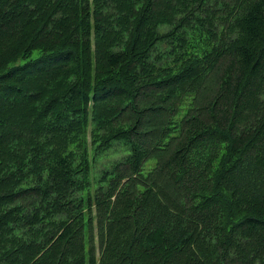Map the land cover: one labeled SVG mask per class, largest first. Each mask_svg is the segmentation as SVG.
I'll return each mask as SVG.
<instances>
[{
	"label": "trees",
	"instance_id": "obj_1",
	"mask_svg": "<svg viewBox=\"0 0 264 264\" xmlns=\"http://www.w3.org/2000/svg\"><path fill=\"white\" fill-rule=\"evenodd\" d=\"M0 264H264V0H0Z\"/></svg>",
	"mask_w": 264,
	"mask_h": 264
},
{
	"label": "rangeland",
	"instance_id": "obj_2",
	"mask_svg": "<svg viewBox=\"0 0 264 264\" xmlns=\"http://www.w3.org/2000/svg\"><path fill=\"white\" fill-rule=\"evenodd\" d=\"M22 96H19V99H21ZM14 108V107H13ZM154 164L153 160L147 161L144 166V170H148L152 165Z\"/></svg>",
	"mask_w": 264,
	"mask_h": 264
}]
</instances>
